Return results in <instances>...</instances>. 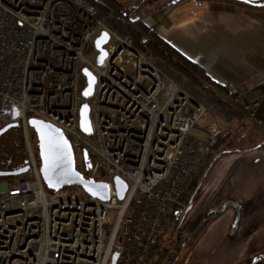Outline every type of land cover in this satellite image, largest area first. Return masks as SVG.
Listing matches in <instances>:
<instances>
[{
    "label": "built area",
    "instance_id": "built-area-1",
    "mask_svg": "<svg viewBox=\"0 0 264 264\" xmlns=\"http://www.w3.org/2000/svg\"><path fill=\"white\" fill-rule=\"evenodd\" d=\"M101 32L108 42L99 65L84 51ZM84 69L95 79L89 98L82 96ZM225 87L236 94L229 105L238 116L136 52L112 11L84 0H0V130L21 126L28 168L0 180V264H112L114 255L115 264H176L191 244L182 198L222 150L218 137L232 138L246 126L264 145V121L254 116L258 102L234 84ZM83 104L89 134L79 126ZM30 118L59 129L75 161L82 154L96 159L107 201L79 186L47 191ZM116 177L126 185L122 201Z\"/></svg>",
    "mask_w": 264,
    "mask_h": 264
},
{
    "label": "crops",
    "instance_id": "crops-1",
    "mask_svg": "<svg viewBox=\"0 0 264 264\" xmlns=\"http://www.w3.org/2000/svg\"><path fill=\"white\" fill-rule=\"evenodd\" d=\"M116 1L122 5L129 4L125 13L130 20H139L183 57L200 66L213 82L224 87L234 84L246 92L248 99L256 100L260 97L258 88L264 84V0H227L228 3L206 0L202 1L201 6L198 5L201 0ZM241 128L237 129L238 141L246 142L244 133L247 130L241 133ZM243 154L245 158L256 156L264 164V150L259 148V144L255 143L254 150H246ZM241 156L237 155L240 159ZM213 164L207 183H202L204 186L201 189L197 186L189 195L191 197L198 189L199 192L203 191V196L210 199L205 203V210L211 207L213 200H225L221 202L222 205L227 200H237L235 202L238 203L242 197L239 194H243L240 186L233 189L229 184L232 175L224 173L226 169L218 165L214 167ZM221 180L226 181L218 186ZM213 183L215 186H211ZM224 186H227V194L222 196ZM209 190L211 193L207 192ZM205 210L202 211V220ZM225 210L231 212H228L231 225L234 216L232 208H224L216 219ZM186 220L187 216L184 226ZM193 223L190 228L186 227L190 234L195 231ZM184 226L183 232L189 236ZM236 230L231 233L229 226V234L234 235ZM249 247L250 244L243 243L245 250ZM186 251L182 252L176 264Z\"/></svg>",
    "mask_w": 264,
    "mask_h": 264
},
{
    "label": "rangeland",
    "instance_id": "rangeland-1",
    "mask_svg": "<svg viewBox=\"0 0 264 264\" xmlns=\"http://www.w3.org/2000/svg\"><path fill=\"white\" fill-rule=\"evenodd\" d=\"M84 57L88 62L96 63L97 54L93 41L86 46ZM82 82L85 83L84 78H82ZM247 100L249 102L257 101L259 104V98L256 100L247 98ZM241 127V133H244L243 130H247L244 133L247 141H238L237 129L232 131L231 136L233 137L228 138V141L222 146L224 155L213 164L214 167L221 166L226 169L224 173L232 175L229 184L233 189L240 186L243 190V194H239L242 197L238 201L241 206L242 218L236 233L229 234L230 211L228 213L225 210L222 216L216 220L202 221V211L205 210V203L207 204L210 199L203 196V191H199L204 186L202 183H207L210 176L209 170L206 172L207 174L205 173L206 176L202 177V181L198 185L200 188L198 192H194L186 200L188 212L184 231L189 234L191 244L178 264H183L184 261H186L185 264H246L255 259L261 260L264 264V164L258 161L256 156L243 157L246 150H254V144H261V142L251 129L246 126ZM9 136L10 131L0 137L1 146L6 143ZM238 154L242 155L241 159L237 157ZM7 158L13 164L17 156L10 153ZM76 161L77 164L80 163L78 158ZM225 181H219L218 186H222ZM211 186H215V184L213 183ZM207 192L211 193L210 190ZM226 192L227 186H224L221 195H226ZM222 201L225 200H213L210 209L215 211L221 208ZM114 215L115 212H111V224L114 221ZM192 222H194L195 231L190 234L186 227L190 228ZM244 242L250 244L249 249L243 248Z\"/></svg>",
    "mask_w": 264,
    "mask_h": 264
},
{
    "label": "trees",
    "instance_id": "trees-1",
    "mask_svg": "<svg viewBox=\"0 0 264 264\" xmlns=\"http://www.w3.org/2000/svg\"><path fill=\"white\" fill-rule=\"evenodd\" d=\"M91 6L103 11H112L121 19L127 29L128 36L132 39L133 49L141 55L149 54L152 58L161 61L165 66L170 68L175 73L186 78L187 81L194 87L200 89L205 93L215 104L219 105L221 108L227 112L238 116L237 112L229 105L231 100L236 98L235 93H230L226 87L220 86L213 82L205 73V71L195 63L190 62L188 59L183 57L175 49L169 46L161 38H159L152 30L143 25L139 20H130L128 15L125 13L129 4L122 5L116 0H84ZM215 2H227V0H208ZM259 104L258 108L254 114L256 119L264 121V84L259 86ZM10 131V136L7 140V145L1 146L0 141V171L10 172L24 167L26 160L25 150L23 145V134L20 125L13 127ZM8 131V132H9ZM6 132L5 134H7ZM29 135L31 142L38 158V144L37 138L34 131L29 128ZM227 138L222 136L218 137L217 145L225 144ZM5 148V149H4ZM259 148L264 150V145L259 144ZM13 153L17 156V159L12 164L8 161V155ZM224 155L223 150L216 152L215 155L211 156L202 172L195 178L191 186L189 187L187 194L182 198V201L186 203L187 197L193 193L202 180L204 174L211 169L212 164L215 163L221 156ZM39 160V158H38ZM97 161L94 157L88 154H82L80 157V167L76 165V169L82 173L86 178H92L98 181V173H95ZM17 177H1L0 180L12 181ZM48 192H51L47 190ZM232 208L234 210V216L232 223L230 225V232L236 230L240 216H241V206L233 200H227L221 208L212 211L207 208L203 214L202 221H209L216 219L222 212L224 208ZM246 264H262L261 260L254 263V260L248 261Z\"/></svg>",
    "mask_w": 264,
    "mask_h": 264
},
{
    "label": "water",
    "instance_id": "water-1",
    "mask_svg": "<svg viewBox=\"0 0 264 264\" xmlns=\"http://www.w3.org/2000/svg\"><path fill=\"white\" fill-rule=\"evenodd\" d=\"M107 42L108 36L103 32L93 41L94 48L98 52L97 62L99 65L106 58V52L102 47ZM82 73L86 78V87L82 91V96L84 98H89L92 95L95 79L87 69H84ZM88 116L89 108L83 104L80 110L79 126L86 134L90 133ZM16 126L17 124H8L4 126L0 130V137ZM28 126L34 131L37 138L38 158L40 162L39 170L47 190L59 192L66 187L79 186L91 197L99 199L100 201H107V185L103 182L95 181L92 178H86L76 169V161L72 148L59 129L35 118H30L28 120ZM27 170V166H24L10 172L0 171V178L10 176L19 177ZM114 184L118 199L122 201L126 192V185L117 177L114 179ZM258 260L259 259H255L254 263ZM115 261L116 255L112 258V264H115Z\"/></svg>",
    "mask_w": 264,
    "mask_h": 264
},
{
    "label": "flooded vegetation",
    "instance_id": "flooded-vegetation-1",
    "mask_svg": "<svg viewBox=\"0 0 264 264\" xmlns=\"http://www.w3.org/2000/svg\"><path fill=\"white\" fill-rule=\"evenodd\" d=\"M5 145H7V141H6Z\"/></svg>",
    "mask_w": 264,
    "mask_h": 264
}]
</instances>
